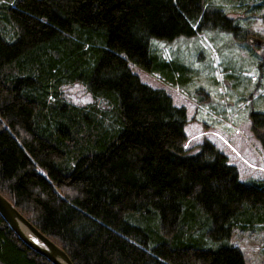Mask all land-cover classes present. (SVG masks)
Listing matches in <instances>:
<instances>
[{
	"label": "trees",
	"instance_id": "1",
	"mask_svg": "<svg viewBox=\"0 0 264 264\" xmlns=\"http://www.w3.org/2000/svg\"><path fill=\"white\" fill-rule=\"evenodd\" d=\"M264 5L260 3L258 7ZM212 0H0V191L75 264H247L230 238L264 227V179L210 139L186 146L174 86L193 68L152 39L240 25ZM81 81L104 104L67 101ZM264 149V111L251 109ZM0 264H53L0 214Z\"/></svg>",
	"mask_w": 264,
	"mask_h": 264
},
{
	"label": "rangeland",
	"instance_id": "2",
	"mask_svg": "<svg viewBox=\"0 0 264 264\" xmlns=\"http://www.w3.org/2000/svg\"><path fill=\"white\" fill-rule=\"evenodd\" d=\"M212 1L240 25L238 31L209 27L189 37L152 39L163 57L193 68L190 82L174 86L134 63L131 68L186 107L188 148L195 150L208 138L237 166L241 180L264 179V149L251 131L249 116L251 109L264 111V5L258 7L264 0ZM62 93L75 104H104L81 81L64 84ZM230 241L241 248L247 264H264V227L235 228Z\"/></svg>",
	"mask_w": 264,
	"mask_h": 264
},
{
	"label": "water",
	"instance_id": "3",
	"mask_svg": "<svg viewBox=\"0 0 264 264\" xmlns=\"http://www.w3.org/2000/svg\"><path fill=\"white\" fill-rule=\"evenodd\" d=\"M0 214L24 243L53 264H75L69 253L57 241L36 226L1 191Z\"/></svg>",
	"mask_w": 264,
	"mask_h": 264
}]
</instances>
